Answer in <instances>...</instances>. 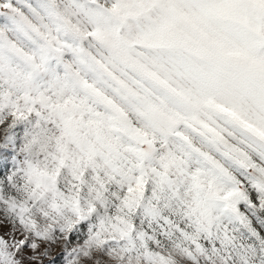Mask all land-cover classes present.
I'll return each instance as SVG.
<instances>
[{
    "label": "snow or ice",
    "instance_id": "obj_1",
    "mask_svg": "<svg viewBox=\"0 0 264 264\" xmlns=\"http://www.w3.org/2000/svg\"><path fill=\"white\" fill-rule=\"evenodd\" d=\"M46 261L264 264V0H0V264Z\"/></svg>",
    "mask_w": 264,
    "mask_h": 264
},
{
    "label": "rangeland",
    "instance_id": "obj_2",
    "mask_svg": "<svg viewBox=\"0 0 264 264\" xmlns=\"http://www.w3.org/2000/svg\"><path fill=\"white\" fill-rule=\"evenodd\" d=\"M59 251H60V249H59V248H56V249H54L53 254H56V253L59 252ZM45 264H47V261L45 262Z\"/></svg>",
    "mask_w": 264,
    "mask_h": 264
}]
</instances>
